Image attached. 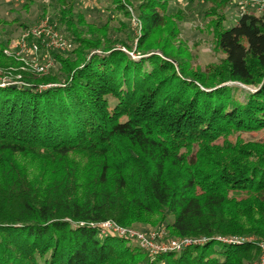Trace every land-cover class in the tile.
Masks as SVG:
<instances>
[{"label":"trees","instance_id":"obj_1","mask_svg":"<svg viewBox=\"0 0 264 264\" xmlns=\"http://www.w3.org/2000/svg\"><path fill=\"white\" fill-rule=\"evenodd\" d=\"M109 1L130 20L137 16L142 57L117 47L133 49L126 22L124 36L94 38L74 4L56 0L50 20L76 47L53 50L49 72L19 69L21 84L0 81V264L254 261L264 241V10L223 28L233 0H200L209 4L224 56L195 67L193 53L183 58L168 42L147 44L166 25L170 0ZM169 28L170 37L180 33L176 24ZM237 83L254 89H241L239 99ZM72 152L102 159L82 197L76 172L57 170L42 191L11 160L32 154L60 162ZM151 213L162 215L158 229L204 240L151 254L128 245L132 239L102 233L105 221L130 225ZM231 237L251 240H223Z\"/></svg>","mask_w":264,"mask_h":264},{"label":"rangeland","instance_id":"obj_2","mask_svg":"<svg viewBox=\"0 0 264 264\" xmlns=\"http://www.w3.org/2000/svg\"><path fill=\"white\" fill-rule=\"evenodd\" d=\"M67 3L74 4V13H81V23L86 31L90 32L91 37L105 39L107 36H112L114 32H120L122 36L123 26L121 21L126 22L128 30H130V38L127 39L129 44L133 46L132 50L117 44L124 51L129 53L134 59H139L143 55L136 51L137 37L139 36V27L133 24L124 13L121 11L112 10V2L109 0H65ZM139 0H132V5L136 6ZM57 6L56 0H0V81L1 84L6 82L22 83L19 69L29 72H37L33 67V63L22 58H16L13 55H7L4 50L9 48L13 41L16 40L25 29L24 24L34 26L42 18L51 16L56 13L54 8ZM240 0H233L225 6L224 12L226 19L223 22V28H229L235 25L240 14ZM208 2L200 0H170L168 5V15L166 25L158 27L148 41L149 46L162 47L168 42V50L176 56L187 58L193 53V64L204 67V64L214 63L218 61V57L224 56L214 42L212 26L215 20L207 14ZM249 11L260 12L258 7L249 6ZM137 17V16H136ZM215 17V16H214ZM214 20V22L212 21ZM176 24V28L180 33L175 37H170V26ZM65 28L60 26V32L65 33ZM86 32V33H88ZM118 32V33H119ZM76 47L73 44L71 50ZM3 49V53H1ZM99 52V51H98ZM141 52V51H140ZM13 60L15 62H13ZM234 84V83H231ZM236 84V83H235ZM238 84V83H237ZM239 89L235 90V95L239 99L244 98V93L241 89H254V86L238 84ZM50 86V85H47ZM113 100V99H112ZM14 168H17L20 173L27 176V179L39 186L42 191H47L53 179L58 177L59 173L67 174L68 171L76 172L79 176L78 193L79 196L87 194L89 185L86 183L93 174L98 171L99 163L102 159L91 157L84 152H72L61 158V161H52L49 159H41L32 154H15L11 156ZM5 171L0 169V186H5L6 178ZM63 179V178H62ZM114 187V186H113ZM162 215L159 213L146 214L143 221L129 223L130 225H120L125 228H132L145 235L158 230L159 222ZM172 216L168 215L167 221H171ZM177 236H172L168 230L161 233L159 242L169 239H177ZM130 239V238H129ZM152 241V239H150ZM153 243L154 240L152 241ZM128 245L135 247L138 244L136 240H128ZM217 249H222V243H215ZM141 248V247H140Z\"/></svg>","mask_w":264,"mask_h":264},{"label":"built area","instance_id":"obj_3","mask_svg":"<svg viewBox=\"0 0 264 264\" xmlns=\"http://www.w3.org/2000/svg\"><path fill=\"white\" fill-rule=\"evenodd\" d=\"M240 9L242 13L249 12V6H256L260 11L264 10V0H240ZM241 13V14H242ZM133 24L139 25V20L134 16ZM73 47V43L69 37L61 33L58 24L51 21L50 18H42L34 26L25 28L21 35L13 41L9 48H5L4 52L7 55H13L16 58L31 61L33 68L41 73L49 72L50 68L55 66V61L51 55L53 50L68 51ZM102 233H113L118 236L136 240V242L151 254L159 252L179 251L193 244L202 243L204 238H177L159 242V236L165 232V229H158L156 232H151L148 236L134 230L117 225L112 221L102 223ZM152 241L154 240L155 243ZM228 242L249 241L250 238H224ZM260 249V255L254 261L248 264H264V241L257 243Z\"/></svg>","mask_w":264,"mask_h":264}]
</instances>
